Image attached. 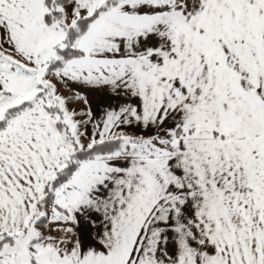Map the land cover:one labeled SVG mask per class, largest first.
<instances>
[{
	"label": "snow or ice",
	"instance_id": "1",
	"mask_svg": "<svg viewBox=\"0 0 264 264\" xmlns=\"http://www.w3.org/2000/svg\"><path fill=\"white\" fill-rule=\"evenodd\" d=\"M0 264H264V0H0Z\"/></svg>",
	"mask_w": 264,
	"mask_h": 264
}]
</instances>
